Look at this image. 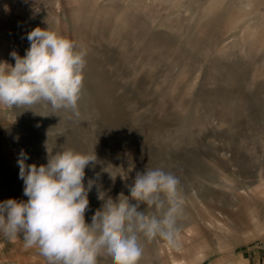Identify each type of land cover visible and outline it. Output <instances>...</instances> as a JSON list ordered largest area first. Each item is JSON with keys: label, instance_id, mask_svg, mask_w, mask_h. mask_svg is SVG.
Masks as SVG:
<instances>
[{"label": "rangeland", "instance_id": "obj_1", "mask_svg": "<svg viewBox=\"0 0 264 264\" xmlns=\"http://www.w3.org/2000/svg\"><path fill=\"white\" fill-rule=\"evenodd\" d=\"M49 14V30L87 49L78 115L0 107L7 188L16 194L21 150L37 167L49 152H95L84 183L98 173L114 201L137 172L162 168L185 201L179 243L142 239L139 264H264V0H63Z\"/></svg>", "mask_w": 264, "mask_h": 264}, {"label": "clouds", "instance_id": "obj_2", "mask_svg": "<svg viewBox=\"0 0 264 264\" xmlns=\"http://www.w3.org/2000/svg\"><path fill=\"white\" fill-rule=\"evenodd\" d=\"M4 10L9 11L8 5ZM27 40L24 57L10 53L14 66L0 61V107L30 110L45 103L78 115L87 49L49 28H34ZM27 159L21 150L17 164L28 200L0 202V233L9 240L22 233L24 247L37 248L48 264H98L101 254L111 257L112 264H139L142 239L178 246L185 201L174 173L162 168L137 172L126 185L130 196L121 193L114 201L97 186L98 173L84 183L86 167L98 162L95 152H49L47 164L39 167L26 164ZM134 168L130 162L129 171ZM94 186L103 205L88 224L85 213ZM141 205L151 211L139 210Z\"/></svg>", "mask_w": 264, "mask_h": 264}, {"label": "crops", "instance_id": "obj_3", "mask_svg": "<svg viewBox=\"0 0 264 264\" xmlns=\"http://www.w3.org/2000/svg\"><path fill=\"white\" fill-rule=\"evenodd\" d=\"M63 0H0V61H6L15 65V60L10 56L16 51L19 56L23 51V38L36 27L49 28V17L56 10L57 3L62 4ZM8 5L9 11L4 10ZM6 141L0 135V202L7 199L26 202L23 189L24 182L19 174L13 176L17 181L16 194L7 188L6 164ZM20 237V236H19ZM17 237L16 240H9L0 233V264H44L38 256L32 259L27 258L23 253V242ZM18 243V252L13 253V247ZM25 259V260H24Z\"/></svg>", "mask_w": 264, "mask_h": 264}]
</instances>
